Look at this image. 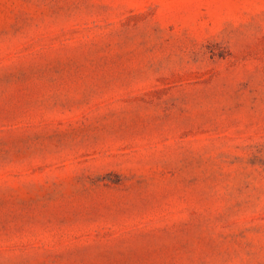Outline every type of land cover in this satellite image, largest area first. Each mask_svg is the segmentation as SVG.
I'll return each mask as SVG.
<instances>
[{
	"label": "rangeland",
	"instance_id": "1",
	"mask_svg": "<svg viewBox=\"0 0 264 264\" xmlns=\"http://www.w3.org/2000/svg\"><path fill=\"white\" fill-rule=\"evenodd\" d=\"M0 264H264V0H0Z\"/></svg>",
	"mask_w": 264,
	"mask_h": 264
}]
</instances>
